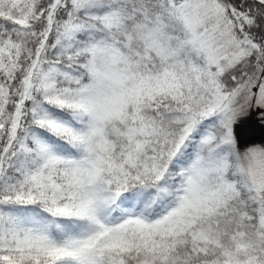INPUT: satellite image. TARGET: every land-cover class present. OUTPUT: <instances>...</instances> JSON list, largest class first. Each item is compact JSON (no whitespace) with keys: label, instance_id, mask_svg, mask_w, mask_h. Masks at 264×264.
<instances>
[{"label":"snow or ice","instance_id":"obj_1","mask_svg":"<svg viewBox=\"0 0 264 264\" xmlns=\"http://www.w3.org/2000/svg\"><path fill=\"white\" fill-rule=\"evenodd\" d=\"M0 264H264V0H0Z\"/></svg>","mask_w":264,"mask_h":264}]
</instances>
